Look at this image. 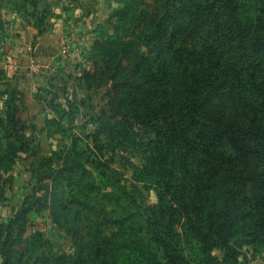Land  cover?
<instances>
[{"label":"trees","instance_id":"trees-1","mask_svg":"<svg viewBox=\"0 0 264 264\" xmlns=\"http://www.w3.org/2000/svg\"><path fill=\"white\" fill-rule=\"evenodd\" d=\"M120 1L112 32H100L116 50L99 73L119 128L132 117L153 133L142 178L157 203L122 187L90 226V264H252L244 245L264 244V0L254 14L240 10L251 0ZM94 141L66 147L67 167L104 165ZM76 204L75 216L87 211ZM0 254L1 264L16 257ZM84 258L77 249L55 264Z\"/></svg>","mask_w":264,"mask_h":264},{"label":"rangeland","instance_id":"rangeland-1","mask_svg":"<svg viewBox=\"0 0 264 264\" xmlns=\"http://www.w3.org/2000/svg\"><path fill=\"white\" fill-rule=\"evenodd\" d=\"M251 1L240 10L257 13L259 3ZM121 6L120 0H0V251L15 252L11 264H55L77 249L90 264V226L122 187L146 206L157 203L142 178L153 133L132 117L119 128L123 115L111 81L99 73L102 58L112 65L116 50L100 32H112L109 21ZM130 90L120 89L125 96ZM94 138L104 165L67 167L61 152L73 142L78 150L93 147ZM78 201L88 209L75 216ZM243 249L252 264H264V244Z\"/></svg>","mask_w":264,"mask_h":264},{"label":"crops","instance_id":"crops-1","mask_svg":"<svg viewBox=\"0 0 264 264\" xmlns=\"http://www.w3.org/2000/svg\"><path fill=\"white\" fill-rule=\"evenodd\" d=\"M16 61V60H15Z\"/></svg>","mask_w":264,"mask_h":264}]
</instances>
